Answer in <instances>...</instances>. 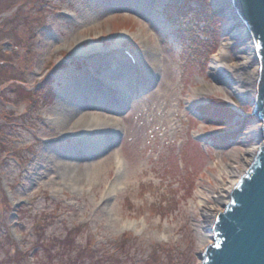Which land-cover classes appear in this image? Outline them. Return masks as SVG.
<instances>
[{
  "label": "rangeland",
  "instance_id": "374dc122",
  "mask_svg": "<svg viewBox=\"0 0 264 264\" xmlns=\"http://www.w3.org/2000/svg\"><path fill=\"white\" fill-rule=\"evenodd\" d=\"M215 1L0 0V264H201L262 142Z\"/></svg>",
  "mask_w": 264,
  "mask_h": 264
},
{
  "label": "water",
  "instance_id": "95a60500",
  "mask_svg": "<svg viewBox=\"0 0 264 264\" xmlns=\"http://www.w3.org/2000/svg\"><path fill=\"white\" fill-rule=\"evenodd\" d=\"M229 16L247 26L257 71L251 80V113L261 126L262 142L251 164L230 189L227 204L212 220V242L201 253V264H264V0H226ZM212 15H217L215 9Z\"/></svg>",
  "mask_w": 264,
  "mask_h": 264
},
{
  "label": "bare ground",
  "instance_id": "6f19581e",
  "mask_svg": "<svg viewBox=\"0 0 264 264\" xmlns=\"http://www.w3.org/2000/svg\"><path fill=\"white\" fill-rule=\"evenodd\" d=\"M226 0H217L215 1L216 3L220 4L221 6H224V4ZM229 15V14H228ZM236 16H232V21L231 24L227 26L228 29V34H229V38L226 39L227 42H224L223 44H221V46L218 48L217 52L213 55V58L211 60L212 62V72L215 73H223V69L228 70L229 72H231V74H228V80L225 79V84H230V85H236V87H232L231 89L233 91L236 92H243L245 93V95H247V93H249L248 91H250L251 88V80L255 79L258 71H257V60H256V49H254V45L252 42V39H250V32L249 29L247 28L246 25L242 24V23H236ZM235 44L238 43V45L241 46V55L239 56L238 60L235 61V63H232L231 61L227 60L226 58V47L230 44ZM95 49H97L96 47L94 49H88L87 52H92ZM77 55H83V53L85 52L84 50L82 51V49H77L76 51ZM129 65V64H128ZM127 65V66H128ZM252 65V68H250L249 66ZM130 67V66H128ZM131 68V67H130ZM61 71V69L56 70L54 72V74H58ZM119 72L120 74L122 73L125 74V67L123 65L120 64V62H116L115 66L113 65L112 67H110V69H108L107 74L108 75H116V72ZM122 71V72H121ZM50 78V77H48ZM87 78L90 79V81L93 83L95 80L98 82V79L94 78L92 74H87ZM101 85L96 84L100 90L101 93H103V96H107L110 95L112 96V93H114L113 91H111L110 89H103L102 83L100 82ZM229 85V86H230ZM209 90L213 91L211 88H208ZM223 91V90H222ZM84 99V100H83ZM72 105L71 107L77 108L79 105L83 104L85 101V98L82 97V100H78L76 98H74V100H72ZM80 101V102H79ZM85 106H93L89 103H85ZM101 109L105 110L103 107H100ZM85 109V108H83ZM70 124V123H69ZM67 126V129L71 127V125ZM67 133V130H65L64 133H62L63 135H65ZM260 148V147H259ZM258 147H250V149H247L245 154L246 155H254L257 153V151L259 150ZM61 157L65 158V156L60 155ZM60 157V158H61ZM62 158V159H63ZM85 158V157H84ZM70 159H74L70 158ZM97 163V162H96ZM99 164V163H98ZM251 164V163H250ZM249 162L245 163V169L243 170H237L235 167H230V173L238 175L239 177H241V175L247 170L246 168H248V166L250 165ZM26 181H28V177L25 178ZM225 193H229L227 192L225 187H221L219 188V193L216 197V201L219 203L220 201H224L226 199L225 197ZM211 213V215H208L207 213ZM206 215V219L210 218V217H214V215L212 214V210H207V212L205 213ZM213 219V218H212ZM212 221H204V226H202L203 231H205L206 229H208L210 231V229L212 228L211 225Z\"/></svg>",
  "mask_w": 264,
  "mask_h": 264
}]
</instances>
